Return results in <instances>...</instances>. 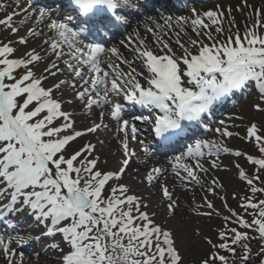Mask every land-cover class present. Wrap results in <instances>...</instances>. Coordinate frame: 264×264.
Wrapping results in <instances>:
<instances>
[{
    "label": "snow or ice",
    "instance_id": "1",
    "mask_svg": "<svg viewBox=\"0 0 264 264\" xmlns=\"http://www.w3.org/2000/svg\"><path fill=\"white\" fill-rule=\"evenodd\" d=\"M141 7L0 0L4 264H26L29 247L45 264H264V123L232 115L209 126L238 93L254 94L253 109L264 114V6L240 0L242 24L231 5L160 19L142 17ZM99 132L112 133L117 167H104L105 140L73 147ZM157 155L165 159L140 181L150 196L121 183L133 161ZM217 172L237 182L239 211ZM184 209L198 218L190 238L181 233L197 246L191 258L166 226ZM216 218L212 236L206 225Z\"/></svg>",
    "mask_w": 264,
    "mask_h": 264
},
{
    "label": "rangeland",
    "instance_id": "2",
    "mask_svg": "<svg viewBox=\"0 0 264 264\" xmlns=\"http://www.w3.org/2000/svg\"><path fill=\"white\" fill-rule=\"evenodd\" d=\"M214 3H215V5H213L211 3H205L203 5H200V6H198V8H199L198 11L203 12V11H207V10H214L218 3L221 5H224L225 7L231 5L233 10H234L233 15L235 16L237 23L242 24L243 19H244L243 16L239 12L235 11V8H236L237 4L240 3V0H220L219 2H214ZM249 3L256 6V7L264 6V0H249ZM9 10H11V9H9ZM3 15H4V13H0V18H2ZM255 102H256V98H249L247 100V102L244 101L243 103L238 104L236 106V109L233 110V113H234L233 115L245 116V121L243 123H248L249 121H255L257 123H264V114L256 113L253 109V105ZM228 122L232 123V121H228ZM87 123H90V122H87ZM235 123H241V122L236 121ZM78 126H84V125L78 124ZM238 130L241 131V134H243L244 129H238ZM106 133H110V132H106ZM110 137H111L110 134L107 136V138H103V139L100 137H97V135L87 137V139H92L93 142H97V139H101V140L107 141L108 145H111V149H109V155H107V151H105L101 155L102 160L105 157H107V159H108V164H107L108 166L107 165L104 166L106 168L117 167L118 160L120 159V157L118 155L113 156L111 154L112 150L115 148V144L114 143H108ZM86 141L87 140H81L76 144V147H75V145H73V147L78 148L79 146H81ZM231 144L235 147L243 148L245 151L247 150L249 153L255 152V150L253 149V147L251 145L244 144V142L239 141L238 139H233L231 141ZM241 162L243 163V161H241ZM227 163H229V158L225 159V164H227ZM137 169H140L137 177L142 179L145 168H143V166H139L138 161H133V163L130 165L128 171L125 174L126 179H123L121 181V183H127L137 194L143 195V191H145L146 194L144 196H150L152 190L147 189L144 184L140 183V180H138V179L137 180H127L128 179L127 177L135 174ZM216 175L222 181H224L226 183V185H228L229 177L232 174L231 173H224V172H217ZM236 183L237 182L235 180H233L232 184L228 185V204L230 207L236 208L239 211V209L237 208V202L235 200L231 199V193H232L233 187L236 186ZM187 197L189 198V200L191 199L190 196H187ZM182 198H183V195H182ZM159 199H160L159 195L152 197L153 201H158ZM210 199H211V197H210ZM181 200H182V203L186 204L185 198L181 199ZM197 202H199L198 197H197ZM215 203H216V206L218 208L221 206V202L219 200H216ZM181 215H187L188 216L186 223L182 224L179 222V216H181ZM163 219H164V216H163V214H161L159 219H158V222L162 221ZM201 223H203V222H201ZM221 223H222L221 219H219V218L214 219L210 224L206 225L207 233L209 235L214 236L215 233H214L213 229L220 227ZM166 226L174 229V232L177 236V246L182 249V252H186L190 258L194 257V254L198 250L196 244L190 243L189 239L182 240L181 239V233L187 231L189 233V238H190L191 233L194 230V228L199 226L198 225V218L195 216H192L188 212L187 209H184V211L182 213H178V219L177 220L170 221ZM24 227H27V225H24ZM22 250H24V249H22ZM199 251H200L201 256H203L205 254L204 250H199ZM24 252L27 254L26 255V264H45V260L43 258V255L41 256V259L39 260V262L36 261L34 255H32V253H33L32 248L29 247V249L24 250ZM0 264H4L3 260H0Z\"/></svg>",
    "mask_w": 264,
    "mask_h": 264
},
{
    "label": "bare ground",
    "instance_id": "3",
    "mask_svg": "<svg viewBox=\"0 0 264 264\" xmlns=\"http://www.w3.org/2000/svg\"><path fill=\"white\" fill-rule=\"evenodd\" d=\"M99 135V137H101V134H98ZM109 149H111V145H108L107 144V147H104L103 149H100V147H98V151L100 152V153H104L105 151H107V155H109ZM138 178L136 177V176H132L131 178H130V180H137ZM146 193V192H145Z\"/></svg>",
    "mask_w": 264,
    "mask_h": 264
}]
</instances>
